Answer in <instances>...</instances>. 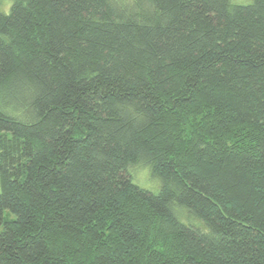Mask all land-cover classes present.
Listing matches in <instances>:
<instances>
[{"label": "trees", "instance_id": "trees-1", "mask_svg": "<svg viewBox=\"0 0 264 264\" xmlns=\"http://www.w3.org/2000/svg\"><path fill=\"white\" fill-rule=\"evenodd\" d=\"M2 7L0 264H264V0Z\"/></svg>", "mask_w": 264, "mask_h": 264}, {"label": "rangeland", "instance_id": "rangeland-1", "mask_svg": "<svg viewBox=\"0 0 264 264\" xmlns=\"http://www.w3.org/2000/svg\"><path fill=\"white\" fill-rule=\"evenodd\" d=\"M234 1H240V0H234ZM243 3H249L250 0H241ZM9 3L10 0H1V4H3L4 7H2L1 9L4 12L8 11L9 8ZM129 174H131V180L136 184V185H140L141 187L150 190L152 192H157L159 187H160V183L157 179V177L152 176V174L150 173L149 169L147 168V166L145 165H135L134 167H131L129 170ZM14 214L11 213V217H13ZM2 226L0 225V230H1Z\"/></svg>", "mask_w": 264, "mask_h": 264}]
</instances>
